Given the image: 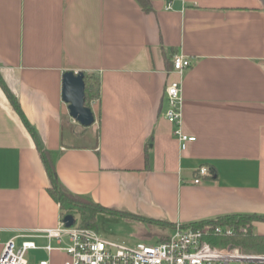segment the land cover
<instances>
[{
    "label": "crops",
    "instance_id": "crops-1",
    "mask_svg": "<svg viewBox=\"0 0 264 264\" xmlns=\"http://www.w3.org/2000/svg\"><path fill=\"white\" fill-rule=\"evenodd\" d=\"M149 2L144 11L136 0H0L2 80L42 146L58 153L65 188L136 216L125 217L148 226L140 238L264 214V0ZM177 54L190 62L182 75L172 71ZM66 71L99 82L86 145L63 142L65 121L71 136L84 131L62 100ZM178 79L181 129L195 136L184 149L165 116L164 89ZM201 165L209 174L194 184ZM47 186L33 139L0 87V252L10 238L30 239L38 248L27 252L29 264H63L67 241L38 232L62 219ZM252 226L264 235V222Z\"/></svg>",
    "mask_w": 264,
    "mask_h": 264
},
{
    "label": "built area",
    "instance_id": "built-area-1",
    "mask_svg": "<svg viewBox=\"0 0 264 264\" xmlns=\"http://www.w3.org/2000/svg\"><path fill=\"white\" fill-rule=\"evenodd\" d=\"M189 66L185 56H173V72L182 75ZM164 94L168 102L166 119L174 125L173 134L184 149L187 143L195 140V136L185 134L181 129V80L167 84ZM207 174L209 169L205 165L199 166L192 183H199L200 177ZM38 232L48 240L54 239L58 243L67 241L63 247L66 255L63 264H264V254L246 252L239 246H217L208 241L210 234L231 235L233 229L229 226L193 228L176 224L171 234L157 243L135 245L105 239L96 230L79 226L76 220L67 227L61 219L55 227ZM36 248L38 246L33 240L23 239L17 243L15 238H10L2 242L0 264H29L26 254ZM42 248L48 253L52 249L49 242ZM36 264H49V260H40Z\"/></svg>",
    "mask_w": 264,
    "mask_h": 264
},
{
    "label": "trees",
    "instance_id": "trees-1",
    "mask_svg": "<svg viewBox=\"0 0 264 264\" xmlns=\"http://www.w3.org/2000/svg\"><path fill=\"white\" fill-rule=\"evenodd\" d=\"M144 11L151 10L149 0H136ZM84 74V73H83ZM84 104L88 107L89 102L92 99L98 98L99 94V82L98 79L92 75L84 74ZM0 87L5 92L12 107L20 116L24 126L29 131L35 147L38 151L40 159L44 165L45 172L48 178V186L46 188L48 194L52 199L59 204L62 218L66 214L78 215V225L85 228H91L96 230V218L98 214H115L128 217H136L132 214L122 212L120 210L103 206L98 202L92 200L89 195L77 194L70 192L60 182L56 175L55 163L58 157L56 151L46 150L29 124L28 120L24 116L19 103L14 95L6 87L4 81L0 76ZM213 171V170H212ZM153 223L161 224L156 220H150ZM256 221H264V214L256 213H234L219 216L215 219H206L184 224L183 227L191 226L193 228H199L204 225L214 226H229L233 229V233L228 236L213 235L208 236V241L214 245L225 246H239L242 250L251 253L264 254V235L255 234L253 232L252 223ZM242 229H244L242 231ZM165 238V237H164ZM163 239V238H162Z\"/></svg>",
    "mask_w": 264,
    "mask_h": 264
},
{
    "label": "rangeland",
    "instance_id": "rangeland-1",
    "mask_svg": "<svg viewBox=\"0 0 264 264\" xmlns=\"http://www.w3.org/2000/svg\"><path fill=\"white\" fill-rule=\"evenodd\" d=\"M88 127L89 126H82L77 123V128H81V130L84 131H82L80 135L74 137L70 135L69 126L65 121L62 132L63 142L72 145H86L90 143L94 139V133L92 129ZM74 217L76 222H78V215L75 214ZM146 227L148 226L137 222V220L115 214L109 215L100 213L96 218V231L101 237L130 245H135L137 243L155 244L160 240L158 235L151 232H148V237L145 236V238H140L142 228L145 229ZM253 232L256 234L255 229H253Z\"/></svg>",
    "mask_w": 264,
    "mask_h": 264
},
{
    "label": "water",
    "instance_id": "water-1",
    "mask_svg": "<svg viewBox=\"0 0 264 264\" xmlns=\"http://www.w3.org/2000/svg\"><path fill=\"white\" fill-rule=\"evenodd\" d=\"M83 72L66 71L62 78V100L67 103L69 115L82 126L94 123V115L90 107L84 104ZM62 221L69 227L74 224L75 217L66 214Z\"/></svg>",
    "mask_w": 264,
    "mask_h": 264
}]
</instances>
